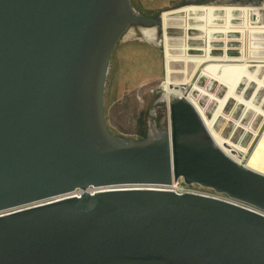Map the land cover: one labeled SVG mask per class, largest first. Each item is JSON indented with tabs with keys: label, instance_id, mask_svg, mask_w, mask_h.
Masks as SVG:
<instances>
[{
	"label": "water",
	"instance_id": "obj_1",
	"mask_svg": "<svg viewBox=\"0 0 264 264\" xmlns=\"http://www.w3.org/2000/svg\"><path fill=\"white\" fill-rule=\"evenodd\" d=\"M208 1L199 31L261 4L186 0L146 17L130 0H0V264H264V216L158 189L181 180L264 212V173L185 98L145 139L105 125L115 48L190 39L166 28Z\"/></svg>",
	"mask_w": 264,
	"mask_h": 264
},
{
	"label": "rangeland",
	"instance_id": "obj_2",
	"mask_svg": "<svg viewBox=\"0 0 264 264\" xmlns=\"http://www.w3.org/2000/svg\"><path fill=\"white\" fill-rule=\"evenodd\" d=\"M184 1L130 4L138 14L155 17ZM210 8L208 1L166 28L167 34L193 30L188 40L115 48L105 83V125L113 136L145 139L169 127V105L183 97L218 140L264 173V9L234 13L199 31L195 21Z\"/></svg>",
	"mask_w": 264,
	"mask_h": 264
},
{
	"label": "built area",
	"instance_id": "obj_3",
	"mask_svg": "<svg viewBox=\"0 0 264 264\" xmlns=\"http://www.w3.org/2000/svg\"><path fill=\"white\" fill-rule=\"evenodd\" d=\"M197 185H186L184 184L181 180L174 183V185H169V186H163V187H159L158 189L160 191H164V192H173L177 195H182V194H194V195H199V196H204V197H208V198H212V199H215V200H220V201H223V202H226V203H229V204H233L235 206H238V207H241V208H244L246 210H249L251 212H254V213H257V214H260L262 216H264V212L256 209V208H253L251 206H248L246 204H243V203H240L238 201H235V200H232L230 198H228L226 195H223V194H218L210 189H204L200 186L199 189H201L202 191H196V190H193L192 187H195ZM89 193H93V190H89L88 191ZM77 195H78V192H76Z\"/></svg>",
	"mask_w": 264,
	"mask_h": 264
},
{
	"label": "bare ground",
	"instance_id": "obj_4",
	"mask_svg": "<svg viewBox=\"0 0 264 264\" xmlns=\"http://www.w3.org/2000/svg\"><path fill=\"white\" fill-rule=\"evenodd\" d=\"M200 6H202V5H200ZM200 6H197L196 8H198V7H200ZM196 8H194L193 10H195ZM264 8H261L260 7V9H259V11H261V10H263ZM192 10V11H193ZM192 11H190V12H188L187 14H185L184 16H187L189 13H191ZM246 11H253V12H256L255 10H246ZM246 11H241V12H246ZM170 12V11H169ZM237 13H240V12H237ZM165 13H163L162 14V16L164 15ZM172 14V13H171ZM171 14H168V15H166V16H163L162 18H166V17H168L169 15H171ZM233 15V14H232ZM232 15H230V16H232ZM183 16V17H184ZM229 17V16H228ZM227 18V17H226ZM226 18H224V19H226ZM224 19H222V20H224ZM168 45V44H167ZM167 45H164V46H167ZM231 95H232V93H231ZM231 98V97H230ZM225 99H227L226 97H225ZM232 99V98H231ZM207 129V128H206ZM207 131H208V133L210 134V136L213 138V139H215L216 141H218V142H220L221 144H223V145H225L223 142H221L220 140H218L217 138H216V136L211 132V131H209L208 129H207ZM259 136H260V134H259ZM228 149H230L235 155H236V153L231 149V148H229L227 145H225ZM237 156V155H236ZM237 158L242 162V163H244L238 156H237ZM244 164H246L247 166H250L249 164H247V163H244ZM250 167H252V168H254V169H256L255 167H253V166H250ZM257 170V169H256Z\"/></svg>",
	"mask_w": 264,
	"mask_h": 264
}]
</instances>
